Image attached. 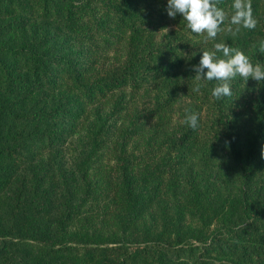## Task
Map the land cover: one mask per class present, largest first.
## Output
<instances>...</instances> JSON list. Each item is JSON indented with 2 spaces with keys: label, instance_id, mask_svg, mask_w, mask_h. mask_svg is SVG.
I'll return each instance as SVG.
<instances>
[{
  "label": "trees",
  "instance_id": "trees-1",
  "mask_svg": "<svg viewBox=\"0 0 264 264\" xmlns=\"http://www.w3.org/2000/svg\"><path fill=\"white\" fill-rule=\"evenodd\" d=\"M166 6L0 0V264H264V81L193 90L215 43L264 65V0L207 43ZM81 127L74 176L60 148Z\"/></svg>",
  "mask_w": 264,
  "mask_h": 264
},
{
  "label": "clouds",
  "instance_id": "clouds-1",
  "mask_svg": "<svg viewBox=\"0 0 264 264\" xmlns=\"http://www.w3.org/2000/svg\"><path fill=\"white\" fill-rule=\"evenodd\" d=\"M219 4L220 0H167L166 11L170 18L181 15L186 21V28L196 36H202L204 43L215 40L217 35L225 30L222 26L226 22V30L233 36L238 34L241 28H256L258 20L253 15L252 0H233L232 14L219 7ZM161 31L166 35L169 28L164 27L159 32ZM213 48L214 50L201 51L199 63L193 66L196 73L194 91H200V81H215L211 95L215 100H221L232 96L231 81L237 77L244 82L249 78L257 82L264 81V65L259 62L253 64L239 48L224 42L215 43ZM217 53H222V58L217 56ZM199 119L198 113L186 110L184 123L190 128L196 129ZM261 155L264 157V148Z\"/></svg>",
  "mask_w": 264,
  "mask_h": 264
},
{
  "label": "rangeland",
  "instance_id": "rangeland-1",
  "mask_svg": "<svg viewBox=\"0 0 264 264\" xmlns=\"http://www.w3.org/2000/svg\"><path fill=\"white\" fill-rule=\"evenodd\" d=\"M264 46V40L261 41L258 44L257 48H261ZM68 48L71 50H76L78 47L76 45H68ZM256 48V47H255ZM254 49V48H253ZM258 50V49H254ZM67 96L65 95V98ZM108 111L106 108L99 111V115L103 117L106 115ZM104 123H107V128L110 129L112 125V121L110 117L105 119ZM85 130H83V127L79 128L76 133H74L70 138H68L63 146L60 148L61 153L59 156V159L61 161L62 167L66 170V172H69L67 169H72L71 173L76 176L77 175V164L80 162V158L86 153L87 148L85 146V136L83 137V133ZM70 173V172H69Z\"/></svg>",
  "mask_w": 264,
  "mask_h": 264
}]
</instances>
